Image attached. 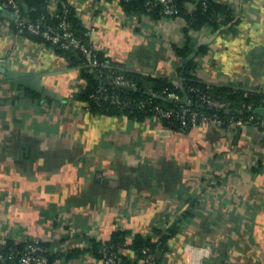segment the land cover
<instances>
[{"label":"crops","instance_id":"crops-1","mask_svg":"<svg viewBox=\"0 0 264 264\" xmlns=\"http://www.w3.org/2000/svg\"><path fill=\"white\" fill-rule=\"evenodd\" d=\"M67 1L122 72L182 87L192 60L203 82L264 90V0H237L244 18L235 25L187 36L183 17L162 18L150 32L151 18L137 29L121 22V0H107L101 15L91 0ZM184 43L186 57L175 49ZM87 85L64 54L0 18V247L29 239L62 254L52 264H102L99 251L117 233V250L132 256L138 236L158 240L156 229L176 224L156 264H264V130L182 129L155 115L93 111Z\"/></svg>","mask_w":264,"mask_h":264},{"label":"trees","instance_id":"trees-1","mask_svg":"<svg viewBox=\"0 0 264 264\" xmlns=\"http://www.w3.org/2000/svg\"><path fill=\"white\" fill-rule=\"evenodd\" d=\"M4 1L0 0V6ZM19 4V16L18 19H29L35 23H41V28L46 26L57 27L63 17H65L68 22V28L78 37L81 38L86 44L92 45L91 38L86 35L88 30L87 27L83 26L81 21L75 14L74 9L71 7L67 0H17ZM52 1H55L54 9L51 8ZM179 2V0H177ZM121 6L127 12H140L145 9V0H121ZM207 7H202L194 11L192 14H187L185 11L181 12V16L185 17L195 29H199L203 26H209L214 29L222 27V23L218 21V14L223 17V23L235 25L239 19H235L232 8L226 4L219 2L218 0H206ZM10 12L13 11L12 7H6ZM12 14V13H11ZM155 17H160V14L156 11L153 13ZM0 18L5 21L7 18ZM10 31L16 35L27 36L32 39L44 41L48 46L55 49V51L62 53L69 60L70 64L79 66L85 73L88 79V85L83 92V99L87 102V107L93 111H101L104 113L112 114L118 112L128 113L130 115H135L138 117H144L147 115H153L156 106H160L167 109H180L184 104H187L190 108L197 109L204 112H217L223 119H228L235 115V117L243 116L248 118L250 114L254 112L247 111L243 108V104H252L254 108H257L263 104L264 100V90L259 87H254L251 89L239 88L227 85H216L209 84L200 80L192 71L195 67L194 62L191 60L186 64L184 72L181 74L183 80V86L173 85L167 78L159 77L154 78L151 76H145L135 72H122L124 76L131 81H134L138 87V90H128L125 88H120L112 84H106L108 92L117 93L123 98L131 99L134 106L132 108L122 107L116 104H112L107 101H100L96 103L92 99L93 94H97L102 85V81L98 75L94 74V69L89 65L84 63V57L78 49L70 48L63 49L53 45L50 41L46 40L41 34H35L27 29L20 32V27L17 26L15 21H11ZM219 31H222L220 29ZM188 40V39H187ZM206 45H202L200 50L202 53L206 51ZM176 51L186 57L192 50V47L183 44V46H175ZM99 58L105 60L101 53L96 50ZM96 75V76H95ZM151 89L154 93L162 95L164 91H173L177 93L180 97H184L190 100V104L182 103L180 100H169L161 99L153 96L147 89ZM204 93L212 98L219 99L221 101L228 102L229 110L223 109L220 111H215L210 109L206 104L201 103L199 96ZM148 100L145 107L139 105L140 101ZM169 122V121H168ZM172 125L178 126L174 121ZM176 224L170 226L166 231L162 229H156L155 233L159 235L158 240H152L150 238L137 237L132 244V250H134L135 258L137 264L145 258L148 253L154 254L158 248L165 247L167 239L171 234L175 233L177 230ZM123 233H117L113 243L108 244L109 247H113L117 250V244L121 243L123 239ZM46 245V244H45ZM22 248L21 245H11L0 247L1 253H8L11 248ZM102 249V248H101ZM100 249V255L101 254ZM62 254L56 251L49 255V264Z\"/></svg>","mask_w":264,"mask_h":264},{"label":"built area","instance_id":"built-area-1","mask_svg":"<svg viewBox=\"0 0 264 264\" xmlns=\"http://www.w3.org/2000/svg\"><path fill=\"white\" fill-rule=\"evenodd\" d=\"M107 0H91L92 12L103 14L101 7L103 4L106 5ZM219 1V0H218ZM225 3V2H224ZM233 11L235 18H244L242 12L240 11V3L237 0L226 1ZM54 9V4L51 5ZM2 8L12 7L13 19H8L4 21V26L10 30L11 21H15L18 27H20V32L25 29L28 31L41 34L46 40L50 41L53 45L63 48V49H78L83 57L84 63L89 65L97 73L102 81V85L98 90L97 94H93L91 97L96 103L102 101L111 102L122 107L132 108L134 106L131 99L123 98L117 93L108 92L106 84L112 85H128L134 88L138 87L134 81L128 80L121 69L117 66L110 65L106 60L99 58L96 53L94 46L86 44L81 38H78L69 28L68 22L65 17H63L61 23L57 27L46 26L41 28V23H35L29 19H18L19 16V4L17 0L4 1L1 5ZM202 7H207L206 0H145V9L140 12H127L122 8V13L120 16L121 22L130 29L142 28V23L144 19L151 18L150 24L152 25L149 29L152 32L157 28L159 21L162 18H169L174 21V19H179L181 12L185 11L187 14H192ZM158 12L160 17H155L153 13ZM218 21L222 23L225 28L228 27L227 23H223V17L218 14ZM156 18V19H155ZM184 26L181 28L185 36L186 33L190 32L193 27L190 22L183 16ZM206 26V25H205ZM204 27V26H203ZM206 29H210L215 32L214 28L206 26ZM153 29V30H152ZM187 29V32H185ZM93 33V28L89 27L86 35L91 36ZM177 45V44H175ZM179 46V45H178ZM104 80V81H103ZM153 96L158 94L154 93L150 88L147 89ZM163 97L172 100H183V103L190 102L189 99H182L179 95L173 91H164L162 93ZM200 101L206 104L210 109L215 111H220L223 109L229 110V103L221 101L219 99L212 98L202 93L200 96ZM148 100L140 101L139 105L145 107ZM190 104V103H188ZM264 105V100L263 104ZM261 105V106H262ZM243 108H246L249 112H254L249 115L248 118L243 116L235 117L232 116L228 119H223L217 112H204L199 111L194 108H190L187 104H184L180 109H167L160 106H156L154 110L155 116L162 118L164 120L172 123L173 121L180 126L182 129H187L194 126L209 125L212 127H229V126H244L246 124H253L264 130V118L260 117L256 112L252 104H243ZM23 243L22 248H11L8 253L0 252V264H49V255L52 251L56 250L52 247H48L45 243L40 241H34L26 239ZM102 264H137L135 253L132 256H124L119 250L114 249L112 246H105L102 251ZM143 264H156L154 255L148 253L142 260Z\"/></svg>","mask_w":264,"mask_h":264},{"label":"water","instance_id":"water-1","mask_svg":"<svg viewBox=\"0 0 264 264\" xmlns=\"http://www.w3.org/2000/svg\"><path fill=\"white\" fill-rule=\"evenodd\" d=\"M0 14L3 15L4 17L8 18V19H13V15L11 14V12L8 9L2 8L0 6ZM193 54L191 53V55L189 57H192ZM96 75L97 73L94 72ZM12 76L17 78V81L27 87H31L32 89L38 90V91H42V86L36 81V79L33 77V75L27 73V72H16V73H10ZM104 81V80H103ZM112 84V83H111ZM117 87L120 88H125L128 90H133L136 91L137 88L128 86V85H116ZM156 97L164 99L165 97L161 96V95H157ZM168 99V98H166ZM172 100V99H169ZM180 102H184L183 100H181ZM255 112L260 116L264 118V105L259 106L257 108H255Z\"/></svg>","mask_w":264,"mask_h":264}]
</instances>
